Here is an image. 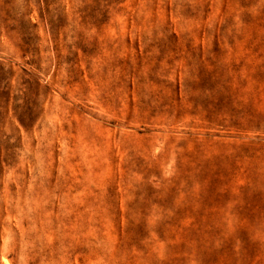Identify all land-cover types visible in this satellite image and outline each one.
Listing matches in <instances>:
<instances>
[{
    "label": "rangeland",
    "instance_id": "1",
    "mask_svg": "<svg viewBox=\"0 0 264 264\" xmlns=\"http://www.w3.org/2000/svg\"><path fill=\"white\" fill-rule=\"evenodd\" d=\"M0 264H264V0H0Z\"/></svg>",
    "mask_w": 264,
    "mask_h": 264
}]
</instances>
